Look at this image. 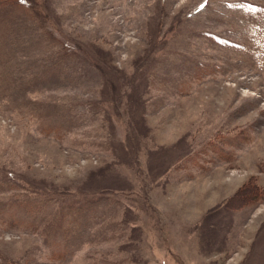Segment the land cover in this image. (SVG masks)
Returning a JSON list of instances; mask_svg holds the SVG:
<instances>
[{"label": "rangeland", "instance_id": "rangeland-1", "mask_svg": "<svg viewBox=\"0 0 264 264\" xmlns=\"http://www.w3.org/2000/svg\"><path fill=\"white\" fill-rule=\"evenodd\" d=\"M0 264H264V0H0Z\"/></svg>", "mask_w": 264, "mask_h": 264}, {"label": "bare ground", "instance_id": "bare-ground-1", "mask_svg": "<svg viewBox=\"0 0 264 264\" xmlns=\"http://www.w3.org/2000/svg\"><path fill=\"white\" fill-rule=\"evenodd\" d=\"M236 199H237V198H236ZM242 201H243V199L240 198L239 201H235V202H236L235 204H236V205H237V204H240ZM235 204H234V205H235Z\"/></svg>", "mask_w": 264, "mask_h": 264}, {"label": "trees", "instance_id": "trees-1", "mask_svg": "<svg viewBox=\"0 0 264 264\" xmlns=\"http://www.w3.org/2000/svg\"><path fill=\"white\" fill-rule=\"evenodd\" d=\"M241 203H242V202H241ZM241 203H240V204H241ZM238 205H239V204H238Z\"/></svg>", "mask_w": 264, "mask_h": 264}]
</instances>
